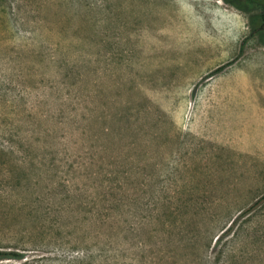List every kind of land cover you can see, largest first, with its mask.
I'll use <instances>...</instances> for the list:
<instances>
[{"label": "rangeland", "instance_id": "rangeland-1", "mask_svg": "<svg viewBox=\"0 0 264 264\" xmlns=\"http://www.w3.org/2000/svg\"><path fill=\"white\" fill-rule=\"evenodd\" d=\"M262 12L0 0V264H264Z\"/></svg>", "mask_w": 264, "mask_h": 264}, {"label": "trees", "instance_id": "trees-1", "mask_svg": "<svg viewBox=\"0 0 264 264\" xmlns=\"http://www.w3.org/2000/svg\"><path fill=\"white\" fill-rule=\"evenodd\" d=\"M246 2L250 6H259L260 8H262L263 12H262L261 18H262L263 23H264V0H246ZM262 29H264V24H263L261 30ZM120 188H123V187L111 186L110 189H107L108 191L103 196L104 198L93 199V201L91 203H90V201H89V203L86 202L91 207V212H96V211L102 210V212L104 211L106 216H109L110 218H111V216H114V212H117V210H120L125 205L124 199L122 197L118 196L122 192V189H120ZM236 221H237V219L232 220V222L229 224L228 227L223 229L219 234L215 235L209 241H208V235H197V238H198L200 244L202 243L200 240L203 241V246L201 245V247H200V244H197V246L194 247L195 252H197L196 255L198 254L201 258H204V261H206V259L212 261L211 260L212 258L210 256H208V254H207V252L209 251V253H214L217 255L214 259H216L218 257V255H220L217 259V260H219V258L224 253V246L225 245L223 244V241L234 230L235 225H236ZM204 253H206V256H204ZM0 256L4 257V258H19L20 254L15 253V252L0 251Z\"/></svg>", "mask_w": 264, "mask_h": 264}]
</instances>
